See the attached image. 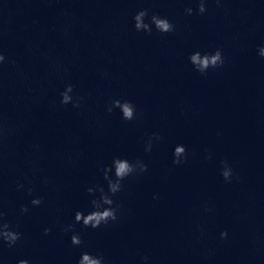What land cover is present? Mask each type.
I'll return each mask as SVG.
<instances>
[{"label": "water", "instance_id": "water-1", "mask_svg": "<svg viewBox=\"0 0 264 264\" xmlns=\"http://www.w3.org/2000/svg\"><path fill=\"white\" fill-rule=\"evenodd\" d=\"M196 2L0 0V207L23 233L13 247L0 243L5 264H76L82 250L108 264H145L142 255L147 264H264V57L256 55L264 0H208L204 14ZM140 8L175 30L136 31ZM215 47L224 65L195 71L188 53ZM65 83L84 96L80 107L59 102ZM115 96L132 100L137 118L108 112ZM153 131L163 138L145 152ZM177 143L188 152L180 165L172 163ZM114 155L140 157L148 170L114 197L117 221L75 224L83 243L72 245L60 226L88 207L85 189L102 182L99 169ZM221 159L238 178L223 179Z\"/></svg>", "mask_w": 264, "mask_h": 264}, {"label": "clouds", "instance_id": "clouds-1", "mask_svg": "<svg viewBox=\"0 0 264 264\" xmlns=\"http://www.w3.org/2000/svg\"><path fill=\"white\" fill-rule=\"evenodd\" d=\"M217 5L221 4V0H215ZM208 0H197L195 12L204 14L207 11ZM184 12L192 15L193 7L186 6ZM134 28L136 31H143L151 34L153 30L160 33H169L175 30V24L167 17L159 13L153 12L149 14L148 8H140L133 14ZM256 55L264 57V42L256 46ZM5 54L0 51V65L5 62ZM188 62L192 68L202 75H206L210 69H216L224 65L225 56L221 47H215L211 50L194 49L188 53ZM14 63V61H10ZM59 102L63 105L71 104L74 108L80 107L84 100V96L74 93V85L65 83L63 89L59 92ZM114 109L119 110L121 118L126 121H132L137 118V107L135 103L121 96L111 97L106 104V110L112 112ZM162 134L159 131H153L148 134L144 141V151L151 152L153 144L162 140ZM205 159H211L212 153L206 150ZM188 158L186 146L183 143H177L172 150V163L175 165L183 164ZM148 170V164L140 157L130 160L127 156L114 155L109 163L104 164L100 169L102 182L94 183L86 187L85 191L89 194V204L86 209H76L74 211L73 222L61 224L60 231L70 233V242L72 245H81L83 243L81 233L74 230L75 224H82L84 227L93 229L99 228L101 225H108L115 222L119 218V210L121 204L114 199L117 193L121 192L124 187V181L130 176H141ZM220 175L226 182L232 181L235 177L232 165L226 160H220ZM28 178L25 177V180ZM43 183H48V177L43 178ZM29 185L31 181H28ZM16 188L24 190L31 200L32 206H39L43 202V197L33 195V188L26 186L23 182H17ZM153 199H159L157 193H153ZM205 211H211L205 206ZM29 207L26 204L20 205V212L27 213ZM6 213L0 207V243L6 244L7 247H13L17 241L21 239L23 233L19 230L18 224H13L5 219ZM51 231L49 227L43 229L44 234ZM227 230H221L219 237L226 239ZM141 260L147 264L149 257L142 255ZM0 264H5L3 257H0ZM16 264H31L29 259H19ZM76 264H108L103 254L82 250L76 261Z\"/></svg>", "mask_w": 264, "mask_h": 264}]
</instances>
